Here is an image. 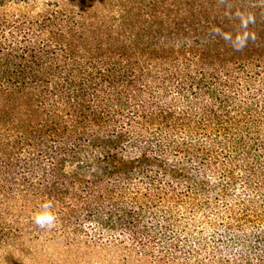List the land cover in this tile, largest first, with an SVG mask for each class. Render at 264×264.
I'll return each instance as SVG.
<instances>
[{
	"label": "trees",
	"instance_id": "trees-1",
	"mask_svg": "<svg viewBox=\"0 0 264 264\" xmlns=\"http://www.w3.org/2000/svg\"><path fill=\"white\" fill-rule=\"evenodd\" d=\"M26 236L264 264V0H0V247Z\"/></svg>",
	"mask_w": 264,
	"mask_h": 264
},
{
	"label": "rangeland",
	"instance_id": "rangeland-1",
	"mask_svg": "<svg viewBox=\"0 0 264 264\" xmlns=\"http://www.w3.org/2000/svg\"><path fill=\"white\" fill-rule=\"evenodd\" d=\"M41 5L54 0H35ZM0 264H148L116 245L67 246L45 237L26 236L0 247Z\"/></svg>",
	"mask_w": 264,
	"mask_h": 264
},
{
	"label": "clouds",
	"instance_id": "clouds-1",
	"mask_svg": "<svg viewBox=\"0 0 264 264\" xmlns=\"http://www.w3.org/2000/svg\"><path fill=\"white\" fill-rule=\"evenodd\" d=\"M244 27H246V24ZM52 207L53 205L50 202H45L40 205V211L33 216V222L37 227L50 230L55 226L57 217L51 211Z\"/></svg>",
	"mask_w": 264,
	"mask_h": 264
}]
</instances>
